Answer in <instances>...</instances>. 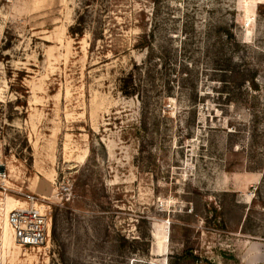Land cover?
Returning a JSON list of instances; mask_svg holds the SVG:
<instances>
[{"label":"rangeland","instance_id":"obj_1","mask_svg":"<svg viewBox=\"0 0 264 264\" xmlns=\"http://www.w3.org/2000/svg\"><path fill=\"white\" fill-rule=\"evenodd\" d=\"M81 1L0 0V264H264V0H120L92 52ZM142 31L145 108L119 90ZM26 196L41 249L5 243Z\"/></svg>","mask_w":264,"mask_h":264},{"label":"trees","instance_id":"obj_2","mask_svg":"<svg viewBox=\"0 0 264 264\" xmlns=\"http://www.w3.org/2000/svg\"><path fill=\"white\" fill-rule=\"evenodd\" d=\"M119 2L120 0H82L81 9L76 14L75 24L69 29L70 36L75 41H81L87 33H90V52L96 48L98 40L103 41L105 39V30L107 28L112 33V37L116 38L117 34L111 27L115 25L113 14H117L120 11ZM142 33L132 48L133 50L146 53V60L140 66L136 63L132 64L130 71L125 73L119 80V90L123 96L135 98L145 108L150 93L143 87L141 81L145 79V76L151 81L152 69H157L160 65L159 63H162L166 56L163 52L159 53L156 51L152 35H146L145 31H142ZM227 38L232 39V35L228 33ZM129 51L130 49L112 46L111 48L103 47V50L99 52L102 54L110 52L112 57L118 59ZM187 258L190 260L195 259L192 253H189Z\"/></svg>","mask_w":264,"mask_h":264},{"label":"built area","instance_id":"obj_3","mask_svg":"<svg viewBox=\"0 0 264 264\" xmlns=\"http://www.w3.org/2000/svg\"><path fill=\"white\" fill-rule=\"evenodd\" d=\"M2 145L0 143V150ZM2 170V171H1ZM7 176V169L0 165V181ZM24 206L9 212L7 222L18 245L25 249H41L49 237V217L44 207L33 196H26Z\"/></svg>","mask_w":264,"mask_h":264},{"label":"bare ground","instance_id":"obj_4","mask_svg":"<svg viewBox=\"0 0 264 264\" xmlns=\"http://www.w3.org/2000/svg\"><path fill=\"white\" fill-rule=\"evenodd\" d=\"M24 204H21L19 203L18 201L16 202V204L11 208L9 209L7 212L9 213L10 211L14 210V209H17L18 207H23ZM11 229V228H10ZM8 234H9V226L8 224L6 223L5 224V243L8 242Z\"/></svg>","mask_w":264,"mask_h":264},{"label":"water","instance_id":"obj_5","mask_svg":"<svg viewBox=\"0 0 264 264\" xmlns=\"http://www.w3.org/2000/svg\"><path fill=\"white\" fill-rule=\"evenodd\" d=\"M2 171V170H1Z\"/></svg>","mask_w":264,"mask_h":264}]
</instances>
